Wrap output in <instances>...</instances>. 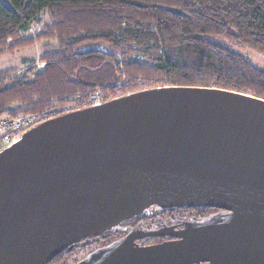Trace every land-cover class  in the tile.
Returning <instances> with one entry per match:
<instances>
[{"label":"water","instance_id":"95a60500","mask_svg":"<svg viewBox=\"0 0 264 264\" xmlns=\"http://www.w3.org/2000/svg\"><path fill=\"white\" fill-rule=\"evenodd\" d=\"M151 205L228 213L180 240L129 235L79 264H264V98L170 85L32 128L0 152V264H48Z\"/></svg>","mask_w":264,"mask_h":264},{"label":"trees","instance_id":"16d2710c","mask_svg":"<svg viewBox=\"0 0 264 264\" xmlns=\"http://www.w3.org/2000/svg\"><path fill=\"white\" fill-rule=\"evenodd\" d=\"M225 39L264 55V0H0V57L39 45V57L23 64L45 63L28 82L12 77L15 68L0 72V116L118 86L125 95L175 85L264 98V69ZM121 40L153 43V53L163 51L157 66L119 70Z\"/></svg>","mask_w":264,"mask_h":264},{"label":"flooded vegetation","instance_id":"af4514ba","mask_svg":"<svg viewBox=\"0 0 264 264\" xmlns=\"http://www.w3.org/2000/svg\"><path fill=\"white\" fill-rule=\"evenodd\" d=\"M228 211L211 206H185V207H161L151 205L147 207L141 214L123 220L90 237L83 238L64 250H62L48 264H79L88 258L97 250L104 249L113 243L125 239L127 236H136L150 231H157L162 228L171 229V234L158 236L137 237L132 241L134 246L152 245L183 238V231L193 227L201 226L205 223L215 220L216 218L226 215ZM98 242L99 245L90 251L86 256L75 259L73 261L65 260L70 254L79 247H85ZM187 264H216L205 260L199 263L192 262Z\"/></svg>","mask_w":264,"mask_h":264},{"label":"built area","instance_id":"2783aa9c","mask_svg":"<svg viewBox=\"0 0 264 264\" xmlns=\"http://www.w3.org/2000/svg\"><path fill=\"white\" fill-rule=\"evenodd\" d=\"M151 47H153V43L145 45L135 41L121 40L114 52V64L121 71L131 64L155 67L159 61L157 58L160 54H163V51L157 50L156 53H153ZM120 87H113L107 91L99 89L86 95H79L69 102L55 105L43 112L0 116V152L18 143L26 132L47 120L84 108L99 106L125 95V93L113 94V92H110L114 88L120 90Z\"/></svg>","mask_w":264,"mask_h":264},{"label":"rangeland","instance_id":"374dc122","mask_svg":"<svg viewBox=\"0 0 264 264\" xmlns=\"http://www.w3.org/2000/svg\"><path fill=\"white\" fill-rule=\"evenodd\" d=\"M41 31H42V27L36 26V25L35 27H32L30 29V33H32L33 35H37ZM223 42H225V44L227 45L232 46L233 49L243 54L244 56L248 57L254 64L264 69V55L258 54L254 52L253 50L247 47H244L234 41L225 39L223 40ZM40 52H41L40 46L37 45L35 47H30L28 49L21 50L18 53H15L13 55L1 56L0 57V72L5 69L15 68L16 72H14L12 77H18L20 80L22 79L25 82L31 81L34 78L35 73L44 69L45 63L43 65V62H40L39 60H37L31 65L24 66L23 61L37 59L40 55ZM145 66L153 67V66H148V65H145ZM166 86H169V85H166ZM120 88H121L120 90L117 88H114V90L110 92H113V94H121L129 90V89L125 90L124 87H120ZM98 245L99 243L95 242V244H90L88 246L81 247V248L79 247L78 249H76L75 252H73L68 257H66L65 260L67 262V261H73L75 259L82 258L86 256L94 248H96Z\"/></svg>","mask_w":264,"mask_h":264}]
</instances>
